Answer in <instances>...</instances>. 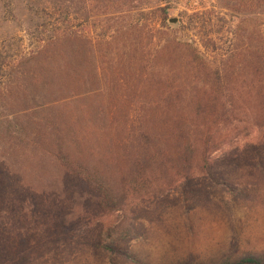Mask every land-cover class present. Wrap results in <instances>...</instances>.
I'll return each mask as SVG.
<instances>
[{"label": "rangeland", "instance_id": "1", "mask_svg": "<svg viewBox=\"0 0 264 264\" xmlns=\"http://www.w3.org/2000/svg\"><path fill=\"white\" fill-rule=\"evenodd\" d=\"M154 5L155 0H143L124 6L120 15L110 16L97 4L91 8L89 20L81 17L78 21L75 28L83 35L84 47L92 43L97 46L100 86L44 111L57 112L61 122L75 124V133L67 138L73 146H78L79 140L85 147L88 143L104 147L105 133L120 124V116L127 110L121 100L129 90L126 77L135 74L137 81L145 82L141 64L129 56L131 48L125 45L134 38L140 52H152L149 60L144 53V75L148 70L157 76L166 74L171 91H179L181 84L188 82L186 54L183 48H172L175 55L170 63L162 48L169 38L191 43L213 70L225 68L232 77L233 99L229 104L237 116H244L250 109L257 111L258 102L251 94L255 90L251 88L252 72L243 69L242 55L235 60L229 58L242 54L244 48L256 49L257 35L262 30L264 33V18L252 16L239 22L217 0H172L169 18H178L179 25L154 28L148 16ZM6 15L12 20L10 13ZM15 28L12 23L3 27L8 33L14 31L6 42L13 58L34 48L31 34L16 33L19 29ZM116 30L117 38L104 45L103 38ZM116 64H122L126 73L112 72ZM2 74L0 92L4 86ZM203 78L198 81L205 82ZM145 98L142 94L137 99ZM4 144L0 140L1 151ZM27 172L25 180L16 185L21 192L19 199L5 206V249L0 264H226L246 254L264 255V132L260 134L254 128L248 127L225 142L214 154L210 171L191 189L176 185L158 194L136 196L125 210L116 212L89 204L71 216L76 207L74 193L89 192L88 186L78 177L63 176L57 168L52 172ZM51 174L60 176V189L49 184ZM112 245L131 252L134 259L114 255L108 248Z\"/></svg>", "mask_w": 264, "mask_h": 264}, {"label": "trees", "instance_id": "2", "mask_svg": "<svg viewBox=\"0 0 264 264\" xmlns=\"http://www.w3.org/2000/svg\"><path fill=\"white\" fill-rule=\"evenodd\" d=\"M142 1L0 0V72L4 73L0 92V140L5 143L0 150V260L5 249L2 240V226L7 218L5 206L19 199L21 192L16 185L25 180L28 170L44 173L57 168L59 173L78 177L88 186L89 192L74 193L76 207L71 216L84 211L89 204L116 212L125 210L136 196L158 194L176 185L191 189L200 176L210 171L214 154L225 142L234 140L248 127L260 134L264 132L262 30L257 35L255 50L247 47L242 49V54L238 52L229 58L235 60L242 55L243 69L252 72L251 88L255 90L251 94L258 102L256 112L250 109L244 116H237L229 104L233 99L232 77L225 68L213 70L191 43L181 44L167 38L170 43L166 41L162 48L170 63L175 55L172 48H183L186 54L184 66L188 68V82L182 83L179 91H171L166 74L161 73L164 79L149 70L144 75V53L149 60L152 52H140L134 38L125 45L131 48L129 56L141 64L145 82L144 79L137 81L135 74L128 76L129 79L126 77L129 90L121 100L127 110L120 116V124L105 133L104 147L90 143L85 147L78 139V146L68 142V136L77 129L75 124L61 122L57 112L44 111L100 86L97 46L92 43L84 47L83 35L75 28L79 26L78 21L81 17L89 20L97 4L106 8V15L116 16L123 13L124 6L131 7ZM171 1L155 0L153 11L148 15L154 28L179 25L169 21L173 11ZM217 1L231 13L234 21L244 22L252 16L264 18V0ZM6 13L12 15V20ZM6 23L18 28L16 33H30L34 48L13 58L10 43L6 42L14 31L3 30ZM116 32L106 35L103 44H112L117 38ZM132 46L135 47L132 49ZM118 64L112 67V72L125 74L123 65ZM200 78L205 82L198 81ZM142 94L145 100H138ZM156 96L159 98H153ZM156 101L159 102L155 104ZM59 177L51 174L49 184L60 189ZM108 248L114 255L134 259L131 252L113 245ZM226 264H264V255L246 254Z\"/></svg>", "mask_w": 264, "mask_h": 264}, {"label": "water", "instance_id": "3", "mask_svg": "<svg viewBox=\"0 0 264 264\" xmlns=\"http://www.w3.org/2000/svg\"><path fill=\"white\" fill-rule=\"evenodd\" d=\"M169 21L172 22V23H175V22L178 21V18L174 17V18H171Z\"/></svg>", "mask_w": 264, "mask_h": 264}]
</instances>
